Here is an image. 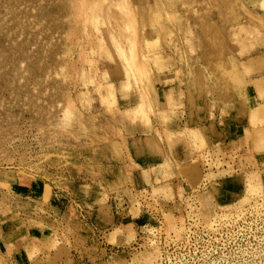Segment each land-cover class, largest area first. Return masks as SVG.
I'll return each mask as SVG.
<instances>
[{
	"label": "rangeland",
	"instance_id": "374dc122",
	"mask_svg": "<svg viewBox=\"0 0 264 264\" xmlns=\"http://www.w3.org/2000/svg\"><path fill=\"white\" fill-rule=\"evenodd\" d=\"M224 124L245 131L236 158L209 144ZM107 192L141 229L78 252ZM43 226L73 264H264V0H0V264Z\"/></svg>",
	"mask_w": 264,
	"mask_h": 264
},
{
	"label": "crops",
	"instance_id": "0c3cea01",
	"mask_svg": "<svg viewBox=\"0 0 264 264\" xmlns=\"http://www.w3.org/2000/svg\"><path fill=\"white\" fill-rule=\"evenodd\" d=\"M158 81H164L166 82L167 79L162 80L161 79V74H158ZM157 83V80H156ZM162 83V82H161ZM162 92V90H161ZM163 94L167 95L168 98H166V100L164 101V104L167 106H171V108L173 109L171 114H175L178 113V111L175 112V107L176 106V99L172 96H174L175 92L170 93L171 90L170 89H166L163 90ZM172 94V95H171ZM171 98V99H170ZM141 106V105H140ZM177 107V106H176ZM146 116V115H145ZM228 121H226L227 123ZM225 128L223 129H219L218 131V138L217 139H212V141H210L209 144L214 146V150H217V152L219 154H223V153H229L231 158H236L242 151L243 148V144H241V137L243 136V133L245 132L243 130L242 126H238L236 124H234L233 126L230 124H224ZM221 128V127H220ZM170 131H167V133ZM245 134V133H244ZM178 145H182L183 147L180 148L178 147ZM242 147V148H241ZM192 149H189V147H185L182 143H175V145L173 146V150L170 151V155H165L169 158V160L171 161V169L172 167L176 169V167H178L176 170H179L180 165L179 163H181V159H187L191 156V154H189ZM213 150V151H214ZM172 152L173 155H172ZM156 153V152H155ZM152 154H147L145 157L143 156V158H147L149 156H154L152 158L156 159L154 161L151 162H147L144 161L141 163L138 162L139 164H137L139 166V170L137 171V179H134L135 185L138 186V189L141 187V189H143V185L147 184L148 182L150 184H153L154 186L156 185V182H152L155 176V172L154 170L157 169L161 163L164 161L162 160V158L164 157V155L156 153L155 155ZM214 154V153H213ZM181 155V156H180ZM210 156V154H209ZM218 159L220 160L221 157H219V155H217ZM141 157V159H143ZM174 161H173V160ZM210 160L213 161L214 155H212L211 157H209ZM222 159V158H221ZM212 161L209 162V164H212ZM221 163V162H220ZM233 163V162H232ZM234 164V163H233ZM239 165V163H238ZM232 167L233 165L231 163H228V165H223L221 168L226 169L225 167ZM245 166V165H244ZM214 167V166H212ZM210 168V171L214 174L217 173L219 170V168L215 167ZM243 167V166H242ZM239 168L241 169V173L243 172V168ZM175 170V171H176ZM242 175L240 174V176H237L236 179L238 181H240L239 179H242ZM168 181V180H167ZM171 183V180H169ZM165 181H161L160 183H164ZM146 185V186H147ZM162 185V184H161ZM164 194H166L167 196L173 195L175 196V198L178 196L179 193V188H177L174 185H169L168 187H164ZM104 196V197H102ZM103 198H105L103 200ZM113 196L109 195V193H105L102 194L100 198H95L94 199V204L95 206H91L92 204L87 205L84 209H80V211L78 212V219L76 221V223L74 224L75 226V231L72 233V237L74 236L75 239L79 240L81 242V244L75 243V247H77L79 249L78 252H83L85 245H82L83 243H92L95 244L94 242L98 241V238H101L105 244V247H109L110 249H113L115 244H124L125 242V237L127 236V234H124V231H129L130 228L133 230L134 236L136 235V230L141 229L140 226H137L136 229L132 228L131 224H125L127 228L122 229L121 226H123L124 224L121 222L123 221L126 217H129L131 209H126L127 207H122L121 208V212H119L117 210V205L115 207V205L112 206L111 204V200H112ZM101 201H105L106 203H101L96 204L98 202ZM110 200V202H108ZM92 203V202H91ZM89 206V207H88ZM116 208V209H115ZM130 208V207H129ZM121 216V217H120ZM124 216V217H122ZM139 216V215H138ZM138 216L136 218H138ZM88 218V222L87 219ZM86 219V220H84ZM45 229H33V230H29L27 231V240H29L26 244H24V248H19L16 247L19 250V255L21 256L19 257V261H17V263L19 264H73L74 259L73 258H69L67 257V251H66V245H59L57 247H49L51 249H49V252L45 251V246L48 244H50L52 241V234L51 232H48L46 229H48L49 231L51 230L50 227L48 226H43ZM53 230V229H52ZM124 230V231H123ZM130 232V231H129ZM50 233V234H49ZM99 233V234H96ZM101 236V237H100ZM64 240V239H61ZM115 243V244H114ZM46 244V245H45ZM53 250V251H52ZM59 253V255H57ZM110 254H113V252H109ZM73 255V254H72ZM74 256V255H73ZM81 256V255H80ZM75 257V256H74ZM77 257V256H76ZM82 257V256H81Z\"/></svg>",
	"mask_w": 264,
	"mask_h": 264
}]
</instances>
